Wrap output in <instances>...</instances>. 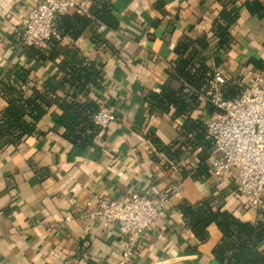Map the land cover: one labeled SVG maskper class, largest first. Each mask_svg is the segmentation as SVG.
Returning <instances> with one entry per match:
<instances>
[{
	"label": "crops",
	"instance_id": "obj_1",
	"mask_svg": "<svg viewBox=\"0 0 264 264\" xmlns=\"http://www.w3.org/2000/svg\"><path fill=\"white\" fill-rule=\"evenodd\" d=\"M38 1L0 0V115L14 89L25 97L37 90L51 102L42 103L36 122L25 115L34 123L31 134L19 142L0 138V264H124L117 227L105 230L86 216L94 207L87 203L133 191L150 197L170 193L141 240L137 264H223L213 254L220 229L209 225L208 238L200 240L180 205L207 199L249 222L259 218L258 210L247 205L229 174L195 176L198 150L183 146L175 155L174 148L166 149L181 139L183 118L174 117L173 107L162 112L151 106L149 95L162 89L178 62V42L210 36L228 2L238 15L230 27L232 43L224 51L212 37L201 53L211 55V69L240 89L252 73H264V0H88L90 7H107L104 18L90 12L79 28L61 18L74 13L59 15L56 26L72 28L56 43L43 44L42 55L22 43L23 18ZM78 62L101 69L103 81L100 87L89 83L88 94L75 98L115 109V119L85 148L68 141L57 121L58 102L75 89L70 65ZM171 86L177 89L180 82L172 80ZM210 114L203 105L194 113L205 123Z\"/></svg>",
	"mask_w": 264,
	"mask_h": 264
},
{
	"label": "trees",
	"instance_id": "obj_2",
	"mask_svg": "<svg viewBox=\"0 0 264 264\" xmlns=\"http://www.w3.org/2000/svg\"><path fill=\"white\" fill-rule=\"evenodd\" d=\"M107 11L104 4L100 8L90 7V12L99 18H104ZM237 16L232 2L225 3L213 22L210 36L204 34L196 39L186 36L180 40L175 47L179 60L172 69H169L167 82L159 92L149 95L151 106L162 112H169L173 107L174 117L183 118V122L178 128L181 139L172 145H167L166 149L170 151L174 148L172 153L175 155L183 146H191L192 150H198L199 162L194 174L201 178L210 175L208 159L214 144L208 135L205 121L195 116L194 113L201 105L209 106L211 113L215 110L202 98V95L213 90L214 71L207 63V59L211 55H203L201 49L210 48L212 44L210 38L215 37L216 45L224 51L227 50L233 40L230 27ZM66 17L79 23V28H83L89 22V19L83 14L74 13L70 17L61 15L63 19ZM70 27L72 28V25H68L63 30L59 22L57 24L60 34H63L64 31L69 32ZM56 39L52 38L47 42L56 43ZM197 45L200 48H197ZM30 49L37 54H43L41 46H30ZM216 59L218 62L219 59ZM70 69V80L75 89L69 98L65 97L58 102L62 113L57 121L64 128L63 134L68 141L79 148H85L92 143L93 138L101 129L93 121V116L99 110L100 105L93 99L82 102L75 97L81 92L88 94L89 83L100 87L103 81V72L95 66L82 65V62L70 65ZM172 80L180 82L177 89L171 86ZM49 87L52 90L56 89L52 84H49ZM14 91L15 95L0 115V138L7 143L19 142L31 134L34 123L28 122L25 115L30 114L36 122L44 112L42 103L48 105L51 103L45 93L37 90H33L32 95L28 97L16 89ZM241 91L242 89L236 85L231 86L227 83L220 89L224 97L238 96ZM176 145L177 147H174ZM180 210L187 224L200 240L208 238L207 228L209 225L215 224L220 229L222 237L214 246L213 254L221 263L264 264V207L258 209L259 218L255 222L243 221L228 209L214 207L207 199L197 204L183 202L180 205Z\"/></svg>",
	"mask_w": 264,
	"mask_h": 264
},
{
	"label": "built area",
	"instance_id": "obj_3",
	"mask_svg": "<svg viewBox=\"0 0 264 264\" xmlns=\"http://www.w3.org/2000/svg\"><path fill=\"white\" fill-rule=\"evenodd\" d=\"M66 13L90 15L88 0H40L23 18L22 43L42 46L52 38H59L57 17ZM225 75L215 71L213 90L202 98L215 110L206 118L208 135L213 140L209 159V174H229L237 192L243 194L249 207H264V73L256 71L243 83L241 94L224 97L221 86ZM115 119L111 105H100L93 121L101 129ZM177 193V192H176ZM170 193L156 196L133 191L122 198L98 196L87 206L94 207L86 214L109 230L116 226L121 236L124 264L134 260L141 240L148 234L155 220L169 201Z\"/></svg>",
	"mask_w": 264,
	"mask_h": 264
}]
</instances>
